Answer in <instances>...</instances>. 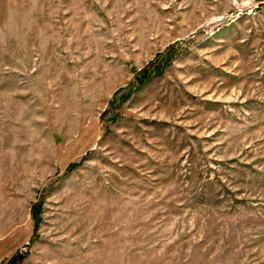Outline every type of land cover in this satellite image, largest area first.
Instances as JSON below:
<instances>
[{
    "label": "rangeland",
    "instance_id": "rangeland-1",
    "mask_svg": "<svg viewBox=\"0 0 264 264\" xmlns=\"http://www.w3.org/2000/svg\"><path fill=\"white\" fill-rule=\"evenodd\" d=\"M264 264V0H0V264Z\"/></svg>",
    "mask_w": 264,
    "mask_h": 264
},
{
    "label": "trees",
    "instance_id": "trees-1",
    "mask_svg": "<svg viewBox=\"0 0 264 264\" xmlns=\"http://www.w3.org/2000/svg\"><path fill=\"white\" fill-rule=\"evenodd\" d=\"M18 261L17 257H13L10 261L9 264H16V262Z\"/></svg>",
    "mask_w": 264,
    "mask_h": 264
}]
</instances>
